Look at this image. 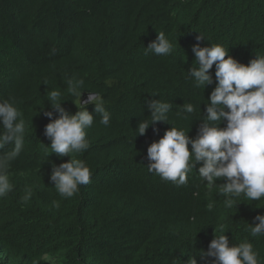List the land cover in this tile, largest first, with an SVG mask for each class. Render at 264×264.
Here are the masks:
<instances>
[{"label": "trees", "instance_id": "trees-1", "mask_svg": "<svg viewBox=\"0 0 264 264\" xmlns=\"http://www.w3.org/2000/svg\"><path fill=\"white\" fill-rule=\"evenodd\" d=\"M159 32L173 44L170 55L145 49ZM198 34L200 47L220 44L247 65L264 55V0H0V102L14 103L26 122L23 149L8 167L13 190L0 198V264H187L192 255L203 264L198 252L220 225L230 246L248 240L264 264V235L249 229L264 215V197L241 194L227 208L219 188L209 190L199 176L200 165L179 187L146 168L147 148L164 131L195 137L206 119L215 65L205 88L187 74L198 67L191 51ZM68 79L84 81L82 100L100 95L111 118L104 126L94 113L89 148L74 155L90 168V182L64 198L50 183L51 165L69 157L49 154L43 113L58 91L61 106L75 114ZM150 100L172 104L167 124L137 135L140 122H151ZM188 103L191 114L181 108Z\"/></svg>", "mask_w": 264, "mask_h": 264}, {"label": "clouds", "instance_id": "clouds-1", "mask_svg": "<svg viewBox=\"0 0 264 264\" xmlns=\"http://www.w3.org/2000/svg\"><path fill=\"white\" fill-rule=\"evenodd\" d=\"M201 40L204 38L198 34L197 43L191 48L198 67H191L187 74L196 87L205 88L214 83L209 70L215 65V86L204 109L206 119L200 122L195 137L190 138L188 133L176 127L164 131L162 138L147 148L149 163L146 168L149 173L179 187L187 183L188 173L200 165L197 171L206 181V187L209 190L218 187L220 194L226 197L225 206L232 208L238 205L235 198L241 194L251 201L264 197V55H255L244 65L220 44L200 47ZM145 49L158 56H167L173 52V44L164 32H159ZM67 84L69 93L76 97L72 102L77 108L75 114L61 106L60 92L51 91L52 111H45L43 115L50 121L44 128V136L50 141L49 154L69 157L59 166L51 165L50 183L61 197L71 198L79 191V186L90 182V168L83 160L74 158L75 154L89 148L86 129L93 125L94 113L100 114V123L104 126L109 125L111 117L100 95L88 92L87 98L81 99L84 92L80 91L84 84L82 79H68ZM88 105L94 106L92 114L86 110ZM171 108L169 102L148 101L151 122H140L136 127L137 135H144L146 129L157 122L166 123ZM181 108L189 114L194 112L191 103L183 104ZM222 122L224 127H220ZM25 132L26 122L14 103L0 102V150L13 145L11 151L0 156V198L13 190L8 167L23 149ZM220 179L224 183L217 185L215 181ZM31 195V188H27L23 201L27 202ZM53 204L59 207L56 201ZM208 209L211 211V204ZM253 223L255 226L249 224L251 236L264 235V215H256ZM216 231L218 234L213 236L207 251L198 252L203 264H260L259 253L251 242L245 240L230 246L224 226L220 225ZM196 256H189L187 264H197Z\"/></svg>", "mask_w": 264, "mask_h": 264}]
</instances>
